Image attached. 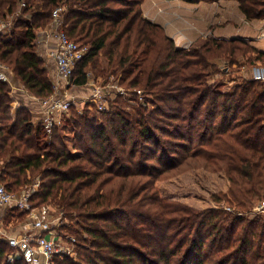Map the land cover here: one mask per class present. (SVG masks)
<instances>
[{
    "label": "trees",
    "instance_id": "1",
    "mask_svg": "<svg viewBox=\"0 0 264 264\" xmlns=\"http://www.w3.org/2000/svg\"><path fill=\"white\" fill-rule=\"evenodd\" d=\"M18 1L0 0V14ZM144 1L25 0L23 13L31 17L20 16L21 30L11 36L0 33V60L30 93H55L35 41L63 7L62 28L89 49L74 86L87 85L93 69L147 91L152 106L127 110L114 101L101 118L72 112L64 120L74 128L75 153L60 127L49 133L24 105L13 112L12 89L0 81V182L19 193L38 178L32 205L51 204L74 222L59 229L80 238L79 261L56 257L54 264H264V214L250 215L264 200V80L243 77L229 89L208 81L221 70L216 60L242 72L264 64V51L242 38L180 48L144 16ZM237 1L248 19H264V0ZM195 168L225 174L228 190L212 198L231 211L196 209L159 194L158 179ZM0 264L27 263L0 238Z\"/></svg>",
    "mask_w": 264,
    "mask_h": 264
},
{
    "label": "built area",
    "instance_id": "2",
    "mask_svg": "<svg viewBox=\"0 0 264 264\" xmlns=\"http://www.w3.org/2000/svg\"><path fill=\"white\" fill-rule=\"evenodd\" d=\"M20 5L26 6L25 0H22ZM63 10V7H57L53 11L51 24L47 28L39 30L35 41L37 45L42 42L48 43L49 55L55 61L57 76L61 81L54 85L55 93L51 97L41 99L46 106L44 123L49 133L52 132L53 128L64 125V119L68 116L71 106L75 104L76 98L74 96L59 95L60 85L63 82L66 85L65 90L74 86L76 66L89 50L88 46L72 40L62 28ZM13 28L12 12H7L0 18V33L11 36ZM261 36L264 38V30L261 32ZM50 41H53L54 44L50 45ZM12 73L10 66L0 60V81L8 83L12 87ZM254 78L264 80L263 66L255 71ZM91 97L96 103L99 102V111L108 109L103 103L106 100L101 98L98 92H93ZM34 185L39 186V182ZM36 190L35 188H27L22 189L19 193H12L3 184H0V205L17 206L21 210L30 211L33 219L29 222V228L42 231L37 235L25 232L16 236H8L3 231L4 224L0 219L2 238L8 241L27 264H54L56 257L76 259L78 239L59 229V225L64 222L61 214L55 222L48 210L49 208L37 211L31 202V197ZM250 214L253 216L264 214V200L257 202ZM56 225L59 230L56 229ZM8 260L12 262L14 255L10 254Z\"/></svg>",
    "mask_w": 264,
    "mask_h": 264
},
{
    "label": "crops",
    "instance_id": "3",
    "mask_svg": "<svg viewBox=\"0 0 264 264\" xmlns=\"http://www.w3.org/2000/svg\"><path fill=\"white\" fill-rule=\"evenodd\" d=\"M157 1L152 0V4L154 3L153 5L157 7L164 6V1L169 4L168 6H165L167 9L162 14L159 12L160 18L155 14L152 15L150 11H148L150 15L147 14L145 2H148V0H145L143 3L144 15L153 22L160 24L164 28L166 34L170 36L180 48H185L186 44L190 45L186 48H191L202 44L207 39L242 38L257 49L264 51V49H261L260 47L262 43L260 44L259 42L264 39L261 36V32L264 30V19H248L240 9V4L237 0H219L214 2L201 1L199 3H191L185 0ZM152 9H154V7H152ZM158 19L161 21H157ZM49 43L50 45L54 44L53 41H50ZM47 44L48 43L44 42L38 45L36 44L37 52L46 61L47 66H51V79L55 85L57 82L61 81L57 76L55 61L49 55V46ZM215 62L221 64L223 63V60L219 59ZM262 66L264 67V64L257 62L252 67H245L242 71L243 76L255 79V71ZM60 87L59 95L69 97L74 96L75 98L78 97V92L81 94L84 93L87 97L91 95L90 88L86 85L83 87L75 86L74 90L77 89V92L75 93L73 92L74 90H65L66 85L63 82ZM11 89L12 96L14 97L12 103L13 112H15L18 107L24 105L32 111V121L34 123L44 121L46 106L42 103L40 98L28 91L23 82L14 72L12 73ZM0 184L2 183L0 182ZM21 212H25L24 214L26 215L23 220H21ZM0 219L4 224L3 231H5L8 236H16L25 232L37 235L42 232L41 230L29 228V222L33 219L32 213L28 210H21L17 206L11 207L0 205ZM0 238L3 239L1 233Z\"/></svg>",
    "mask_w": 264,
    "mask_h": 264
},
{
    "label": "rangeland",
    "instance_id": "4",
    "mask_svg": "<svg viewBox=\"0 0 264 264\" xmlns=\"http://www.w3.org/2000/svg\"><path fill=\"white\" fill-rule=\"evenodd\" d=\"M153 4H152V0H148V2H145L146 12L147 14H149L148 11H150L152 15L155 14L159 18H160L159 12L162 14L167 9L165 6L169 5L168 2L166 1H164L163 3L164 6H160V7L154 6ZM25 7L26 6H21L20 2L18 1L17 4L14 6L13 11H11L12 23H14V28L12 30V33L14 32L15 29L19 28L21 30V26L16 28L20 16L23 19H29L31 17V13H26V14L23 13ZM152 7H154V9H152ZM7 10L8 8H6L0 14V18L5 15ZM157 21H161V20L158 19ZM259 42L260 44L262 43V45L260 46L261 49H264V39ZM187 46L190 45L186 44V47ZM35 49L37 50V46L35 47ZM218 67H220L219 69H221L220 72H217L211 75L210 77H208V81L210 83H217V84L219 83L222 89H229L234 84L240 82L241 79L244 77L243 72L237 71L235 67L231 68L225 62L219 64ZM10 68L14 72L12 66H10ZM48 70H49V75L52 78L51 66L48 67ZM88 83L89 84H87L86 86L90 88L91 95L93 92H98L101 98L106 100L103 101V103L106 104V106L108 107L107 110L112 109L111 105L114 101L123 104L124 108H126L127 110L131 109L132 106L136 105L137 103L140 102L148 103L149 101L150 96L148 95L147 91L144 92L142 89L136 90L134 88H129L127 87L126 84H120L119 78H115L113 76L109 77L108 79H105L102 77V75L96 74L93 69L89 70ZM93 83L94 85H92ZM74 89L75 86H73V88L69 90L72 91ZM95 89L96 91H94ZM76 90H74L73 92L74 93L77 92ZM77 95L78 97L75 99V104L71 106L68 116L66 118H70L72 112H78V113L89 112L91 115L94 116L97 115L98 118L102 117L101 112L103 111H99V106H98L99 102L96 103V101L92 99L91 95L87 97L84 93L81 94L79 92L77 93ZM148 105L151 107L152 106L151 102H149ZM65 121L66 120H64V125L60 127L61 130L60 133H62L64 140L68 145V149L71 150L72 152L77 153L78 150L75 148L76 146L74 140V128L68 122H66L65 124ZM1 165L2 163L0 162V170H1ZM171 173L158 179L155 184L156 189L163 198L179 201L196 209L224 207L226 210L229 211L232 210L231 206H229L226 202L217 203L212 198L213 194L219 192H226L229 188V181L224 173L221 172L214 173L207 171L204 168H199V169L195 168L183 172H176L172 174ZM36 180L35 183L39 182L38 178ZM35 183L26 185L23 187V189H27V188L38 189L39 186H35L34 185ZM35 208L37 209V211L42 210L43 208H49L48 210L50 211V214L54 218V221L57 222L56 220L57 217L60 215V213L58 212V209L55 206L48 204V205L35 206ZM25 217L26 215L24 214L21 220L25 219ZM64 222L70 224L74 228L76 227L73 224L74 222L72 221H68L66 219L64 220ZM56 229L59 230L57 225H56ZM62 231H64L69 235L75 236L79 242L80 238H78L76 234L69 232L68 228L63 229ZM83 236L87 237L88 235L85 233L83 234ZM73 260L79 261L78 255L76 256V259Z\"/></svg>",
    "mask_w": 264,
    "mask_h": 264
}]
</instances>
